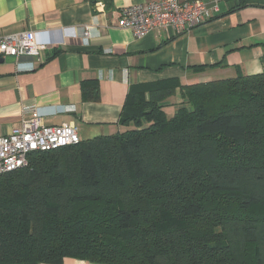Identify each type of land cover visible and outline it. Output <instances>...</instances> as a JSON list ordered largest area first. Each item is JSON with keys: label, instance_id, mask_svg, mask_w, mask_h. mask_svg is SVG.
Instances as JSON below:
<instances>
[{"label": "trees", "instance_id": "1", "mask_svg": "<svg viewBox=\"0 0 264 264\" xmlns=\"http://www.w3.org/2000/svg\"><path fill=\"white\" fill-rule=\"evenodd\" d=\"M119 124L0 174V264H264V71L131 86Z\"/></svg>", "mask_w": 264, "mask_h": 264}, {"label": "crops", "instance_id": "2", "mask_svg": "<svg viewBox=\"0 0 264 264\" xmlns=\"http://www.w3.org/2000/svg\"><path fill=\"white\" fill-rule=\"evenodd\" d=\"M153 1L0 0L1 34L31 31L49 42L38 58L0 62V136L30 116L26 107L47 114V125L74 124L81 141L109 136L125 128L119 116L131 86L171 78L189 85L264 71V0H203L215 11L184 34L167 29L135 38L116 26L120 8ZM97 2L104 3L102 12L94 9ZM84 27L90 28L86 43ZM83 84L98 87L96 101L83 98ZM179 102L178 93L168 100L173 112ZM61 264L95 263L65 258Z\"/></svg>", "mask_w": 264, "mask_h": 264}, {"label": "built area", "instance_id": "3", "mask_svg": "<svg viewBox=\"0 0 264 264\" xmlns=\"http://www.w3.org/2000/svg\"><path fill=\"white\" fill-rule=\"evenodd\" d=\"M93 7L102 12L104 3L97 2ZM214 11L203 0H156L120 8L116 26L130 30L135 38L167 29H172L176 34H184L206 23ZM81 33L86 43L90 38V28L84 27ZM48 47L49 42L38 39V34L31 31L11 35L0 33L1 59L38 58ZM23 112L30 113V116L22 120L20 127L10 134L0 136V174L24 168L32 153L55 151L77 145L81 141L74 124L47 125L44 121L48 115L39 109L26 107Z\"/></svg>", "mask_w": 264, "mask_h": 264}, {"label": "rangeland", "instance_id": "4", "mask_svg": "<svg viewBox=\"0 0 264 264\" xmlns=\"http://www.w3.org/2000/svg\"><path fill=\"white\" fill-rule=\"evenodd\" d=\"M171 100H173V99H171ZM173 108H174V106L172 104L169 106L168 101H167V106L165 107V111L168 114H171V113H173ZM126 129L127 128L125 127L122 131H125Z\"/></svg>", "mask_w": 264, "mask_h": 264}, {"label": "water", "instance_id": "5", "mask_svg": "<svg viewBox=\"0 0 264 264\" xmlns=\"http://www.w3.org/2000/svg\"><path fill=\"white\" fill-rule=\"evenodd\" d=\"M2 61V59L0 58V62Z\"/></svg>", "mask_w": 264, "mask_h": 264}]
</instances>
